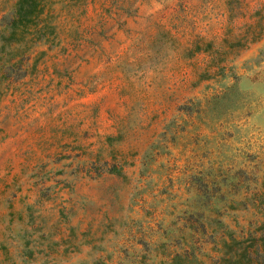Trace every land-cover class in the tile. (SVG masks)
<instances>
[{"label":"rangeland","instance_id":"374dc122","mask_svg":"<svg viewBox=\"0 0 264 264\" xmlns=\"http://www.w3.org/2000/svg\"><path fill=\"white\" fill-rule=\"evenodd\" d=\"M42 14L12 42L0 25V264H158L189 214L259 218L264 0H48ZM209 172L220 190L198 191Z\"/></svg>","mask_w":264,"mask_h":264},{"label":"trees","instance_id":"16d2710c","mask_svg":"<svg viewBox=\"0 0 264 264\" xmlns=\"http://www.w3.org/2000/svg\"><path fill=\"white\" fill-rule=\"evenodd\" d=\"M48 0H15L9 14L2 17L0 22L2 39L12 42L17 38L18 34L28 32L32 35L41 29L42 13H44ZM41 35H43L41 31ZM7 74L2 72V77L7 78ZM220 179L216 180V177ZM202 184L196 187L198 191L213 189L218 192L221 183L225 181V177L221 174L211 175L206 173ZM244 178L236 179L230 184V187H241ZM220 181V185L218 183ZM235 187V188H236ZM243 188L247 185L243 184ZM245 191V190H244ZM254 192L258 196L257 204L259 218L248 220L245 226H238L235 219L234 223L229 226L226 221L221 219L219 209L215 211V215H204L202 211L189 214L190 218L185 226L187 233H180L176 239L179 249L166 255V259L158 264H264V169L263 175L259 182V188ZM228 201L225 206L233 208V203H243V199ZM201 202L199 205H204ZM218 212V213H217ZM214 224V226H212ZM204 237L203 239H201ZM210 243V248L217 252L216 255L204 253L200 249L202 243ZM207 259V262L204 261ZM106 257L97 255L92 264H105ZM135 264H142L141 260H137Z\"/></svg>","mask_w":264,"mask_h":264}]
</instances>
